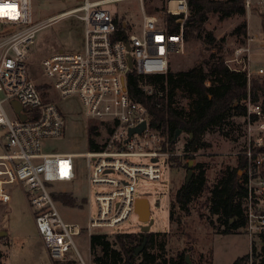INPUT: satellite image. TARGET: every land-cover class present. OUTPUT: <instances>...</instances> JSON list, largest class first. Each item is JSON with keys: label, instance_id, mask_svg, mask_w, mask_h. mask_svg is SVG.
<instances>
[{"label": "built area", "instance_id": "built-area-1", "mask_svg": "<svg viewBox=\"0 0 264 264\" xmlns=\"http://www.w3.org/2000/svg\"><path fill=\"white\" fill-rule=\"evenodd\" d=\"M131 1H139L143 9L139 27H133L120 8L114 12L108 8ZM245 1L249 10L252 0ZM32 2L0 0V202L9 205L11 189L20 185L52 260L68 261L69 252L74 251L76 264H87L74 241L83 226L64 220L49 186L53 182H74L76 158L85 156L89 186L113 187L96 194L97 215L90 217L86 226L91 235L94 228L117 226L135 212L140 177L160 180L162 166L176 163L172 157L183 153L184 146L176 143V150L167 147L166 136L151 125L148 108L131 95L128 84L131 73H167L172 57L184 53L188 0H167L168 13L183 15L180 30L175 33L168 31L159 15L145 12L144 0H82L81 5L40 21L34 20ZM70 14H76L85 24L84 49L53 52L44 58L43 65L60 96H78L85 116L102 125L107 133L99 151L83 154L44 151L46 140L64 134L66 122L60 107L44 97L32 79L27 62L36 33ZM252 39L250 36L249 41ZM243 51H249V47L236 50L238 62H246L243 57L238 59ZM232 69L246 71L249 81L254 74L246 63L243 69ZM256 73L263 75L264 67ZM140 87L147 95L164 93L152 84L142 82ZM5 102L12 103L14 119L7 116ZM245 104L248 135L239 154L247 161L239 174L245 189L244 227L253 239L264 232V111L250 96ZM143 122L145 129L130 136V129ZM132 157L151 160L136 163L130 160ZM161 157L165 158L164 164ZM12 245L11 237H0V264H7L6 253Z\"/></svg>", "mask_w": 264, "mask_h": 264}, {"label": "rangeland", "instance_id": "rangeland-1", "mask_svg": "<svg viewBox=\"0 0 264 264\" xmlns=\"http://www.w3.org/2000/svg\"><path fill=\"white\" fill-rule=\"evenodd\" d=\"M82 3V0H33V17L35 21L45 20ZM162 7L168 13L167 0H144L146 13L157 14L164 19L165 12L161 10ZM108 8L112 12L118 8L121 12L124 11V16L130 19L133 27H139L141 24L143 9L139 1H131L120 7L112 4ZM244 21L248 25L247 35L232 34L233 30ZM208 33L216 37L212 44L205 41ZM250 36L253 37L251 41H249ZM84 46L85 24L76 14L63 16L36 33L35 43L27 59L30 75L36 84L44 86V97L54 101L60 107L66 122L64 134L61 137L44 142L45 152L78 154L88 152L90 150L89 131L92 125H97L100 132L99 135L93 136L97 143L102 144L107 138L104 127L85 116L80 98L78 96L61 97L52 79L44 70L43 60L47 55L59 50L79 52L84 49ZM241 47H249V51H243L238 56L239 60L243 57L246 62L235 60L236 50ZM211 55L222 57L232 68L243 69L246 63L254 73L251 82L264 77V74L256 73L260 67H264V0H252L251 7L249 10L246 9L244 16L233 15L226 19H219L217 15H211L202 27L199 37L190 40L185 38V51L172 57L170 70L173 72L187 70L203 63ZM175 101L180 106L189 107L191 98L182 90H178ZM13 108L11 102L4 103V109L10 119L15 118ZM231 121L232 128L224 126L208 132L205 138L212 146L197 151L193 159H188L183 152L173 157L176 163L171 164V167L162 166L160 180L140 177L136 183L138 195L149 199L151 217L154 219L150 231L163 233L156 236V245L160 242L165 243L163 255L167 257L185 252L186 255L189 254L191 264H233L238 257L249 254V261L244 264H263L264 249L260 235L251 239L245 227L232 228L230 233H225L224 222L218 220L217 215L210 214L207 204L210 193L207 191L192 202L190 214L181 213L180 224L176 220L170 222L171 202L187 178L186 163L190 160H193V166L196 163H205L206 177L210 185L218 182L220 172L222 174V171L236 166L237 159L241 155L239 153L248 135V124L247 119L242 116H233ZM187 138L186 133L180 132L177 144L182 148ZM174 149L176 150V147ZM76 160L78 168L75 181L53 182L49 188L55 193H68L76 198L74 206L60 201H56V205L65 221L83 226L82 232L74 236V241L84 261L87 264H94L90 234L86 226L89 218L97 215L96 194L110 191L113 187L106 184L89 186L87 158L77 156ZM130 160L136 163H147L151 158L132 157ZM164 162L165 158L161 157V163L164 164ZM112 175L119 176L118 173H112ZM11 196L9 205L0 202V230H7V236L13 240L11 249L6 253L7 264H54L55 261L50 257L37 229L33 210L22 187L20 185L13 187ZM178 212L177 209L175 217ZM209 214L210 218H208ZM143 224L138 213L132 212L127 220L117 226L94 228L93 231L106 232L113 237L118 232H141ZM69 256L75 262L78 261L74 251H70Z\"/></svg>", "mask_w": 264, "mask_h": 264}, {"label": "trees", "instance_id": "trees-1", "mask_svg": "<svg viewBox=\"0 0 264 264\" xmlns=\"http://www.w3.org/2000/svg\"><path fill=\"white\" fill-rule=\"evenodd\" d=\"M188 5L189 14L184 21V36L187 40L200 36L202 27L211 15L226 19L233 15L244 16L247 9L245 0H188ZM161 10L165 12L164 21L168 31L178 32L179 21L183 15L166 13L164 7ZM247 32L248 25L244 21L233 30L232 34L246 36ZM215 40L216 37L212 33H208L205 37V41L210 44ZM142 82L152 84L164 93L160 96L147 95L140 87ZM128 86L131 95L148 108L151 125L166 136L167 147L170 149L176 147L178 130L188 135L184 143V154L188 159H193V155L200 149L212 146L205 138L208 132L224 126L232 128L233 116L246 118L248 107L245 101L249 96L253 103H260L264 111V77L251 82L246 71L230 68L222 57L216 55H211L201 64L178 72L169 69L165 74L131 73ZM39 88L43 91L45 89L42 85ZM178 90H182L191 98L189 107L176 104L175 97ZM99 134L98 126L92 125L89 131V151L101 149L102 144L97 143L93 137ZM246 161L243 154L239 155L236 166L222 171V174L220 172L218 182L213 185L207 180L205 163H196L192 167L194 172L191 179L183 182L171 202L170 222L176 220L180 224L181 213L190 214L192 202L207 191L210 193L207 198L210 214L217 215L218 220L224 222L225 233H230L232 228L244 227L245 189L241 185L239 171L245 167ZM54 197L63 204L76 205L77 200L72 194L55 193ZM177 209L179 212L175 217ZM159 234L163 233L118 232L110 237L106 232L96 231L90 235L93 262L94 264H189L185 252L170 257L163 255L165 243L160 242L156 245V236ZM260 237L264 249V232ZM145 240V247L137 254L136 249ZM248 261L249 254H246L238 257L233 264H244ZM262 262L264 264V258ZM54 264H76V262L70 259L55 261Z\"/></svg>", "mask_w": 264, "mask_h": 264}, {"label": "water", "instance_id": "water-1", "mask_svg": "<svg viewBox=\"0 0 264 264\" xmlns=\"http://www.w3.org/2000/svg\"><path fill=\"white\" fill-rule=\"evenodd\" d=\"M14 104H17L16 101H14ZM17 108L20 109V106L17 105ZM146 127V123L143 122L141 125L131 128L129 131V135L131 136L134 132H142ZM181 131H177L176 138L178 137L179 133ZM153 160H157L154 158ZM193 160H190L188 163V171H187V178L186 180L189 181L193 175ZM135 212L138 213L139 219L144 224L141 227V232H148L150 231L151 225L154 223V219L151 217V209H150V202L149 199L146 197H138L135 201ZM8 232L7 230H0V237L7 236ZM146 245V240L136 249V253H140L143 248ZM187 262L191 264V261L189 259V254L186 255ZM132 264V263H129Z\"/></svg>", "mask_w": 264, "mask_h": 264}, {"label": "crops", "instance_id": "crops-1", "mask_svg": "<svg viewBox=\"0 0 264 264\" xmlns=\"http://www.w3.org/2000/svg\"><path fill=\"white\" fill-rule=\"evenodd\" d=\"M8 235V234H7ZM5 237V236H4Z\"/></svg>", "mask_w": 264, "mask_h": 264}]
</instances>
